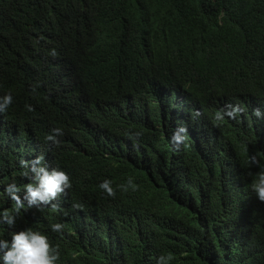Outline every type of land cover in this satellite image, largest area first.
<instances>
[{"label":"trees","instance_id":"trees-1","mask_svg":"<svg viewBox=\"0 0 264 264\" xmlns=\"http://www.w3.org/2000/svg\"><path fill=\"white\" fill-rule=\"evenodd\" d=\"M6 92L0 193L15 181L23 196L19 160L40 155L72 187L56 212L0 225L4 238L45 232L58 264H155L167 252L171 264H264V202L247 166L250 155L264 164V118L252 114L264 112V0H0ZM233 106L236 118L216 119ZM55 127L59 145L44 140ZM129 176L135 191L98 188ZM13 203L0 196V210Z\"/></svg>","mask_w":264,"mask_h":264},{"label":"clouds","instance_id":"clouds-1","mask_svg":"<svg viewBox=\"0 0 264 264\" xmlns=\"http://www.w3.org/2000/svg\"><path fill=\"white\" fill-rule=\"evenodd\" d=\"M180 101L181 97H178L174 104H178ZM12 104L13 95L11 92L0 95V114L6 112ZM25 107L28 111H32L31 105L26 104ZM242 111L243 109L239 106H233L230 111L223 114L217 113L216 119L222 120L224 116L234 119ZM252 114L257 119L264 118V112L259 108L253 109ZM63 134L61 128L55 127L45 135L44 140L52 145H59L61 143L59 137ZM172 139L179 143L183 137L176 134L173 135ZM19 166L26 169L22 172L24 177L30 176V182L23 186L24 195H20L21 188L15 181L7 183L3 193H0V196L6 195L14 202L11 209L0 210V225H7L10 229L14 227L16 220L20 217L21 210L27 211L33 207L39 210L48 206L53 212H56L58 204L54 201L72 187L68 172L58 167L49 168L44 162L43 155L36 156L30 162L21 158ZM247 166L258 169L256 172L250 173L252 179L248 187L260 202H264V164L260 163L257 155H250ZM136 187L132 176H129L125 182L115 185V187L113 181L107 178L98 184V188L103 193L113 198L116 196L117 190L121 192L135 191ZM73 207L79 208L81 206L74 204ZM103 225L104 231L109 236L116 238L121 233L118 231L119 227L114 226L111 221ZM50 228L52 232L60 233L64 225L57 222L51 224ZM9 236L11 237L10 240L0 235V264H58L61 259L60 249L50 242L49 236L45 232L32 227H25L19 231H11ZM173 259V253H161L156 256L155 264H171Z\"/></svg>","mask_w":264,"mask_h":264}]
</instances>
